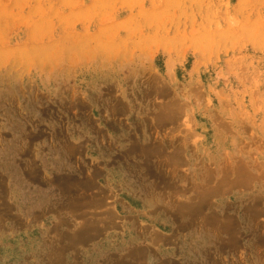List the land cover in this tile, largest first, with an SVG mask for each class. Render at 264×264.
<instances>
[{"label": "rangeland", "instance_id": "374dc122", "mask_svg": "<svg viewBox=\"0 0 264 264\" xmlns=\"http://www.w3.org/2000/svg\"><path fill=\"white\" fill-rule=\"evenodd\" d=\"M0 264H264V0H0Z\"/></svg>", "mask_w": 264, "mask_h": 264}, {"label": "crops", "instance_id": "0c3cea01", "mask_svg": "<svg viewBox=\"0 0 264 264\" xmlns=\"http://www.w3.org/2000/svg\"><path fill=\"white\" fill-rule=\"evenodd\" d=\"M44 157V162L48 165L49 168L53 169H62L66 168L68 165L69 160L68 159H63V157H55V154L46 153ZM50 154V155H48Z\"/></svg>", "mask_w": 264, "mask_h": 264}]
</instances>
